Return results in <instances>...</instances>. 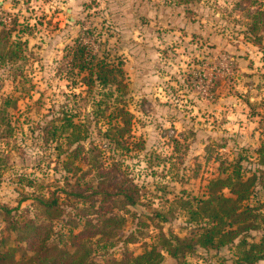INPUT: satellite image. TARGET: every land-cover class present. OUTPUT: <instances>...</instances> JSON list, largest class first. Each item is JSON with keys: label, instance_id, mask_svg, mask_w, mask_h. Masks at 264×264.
I'll use <instances>...</instances> for the list:
<instances>
[{"label": "rangeland", "instance_id": "rangeland-1", "mask_svg": "<svg viewBox=\"0 0 264 264\" xmlns=\"http://www.w3.org/2000/svg\"><path fill=\"white\" fill-rule=\"evenodd\" d=\"M245 3L0 0V41L20 45L19 57L0 58V104L11 101L10 128L0 138V207L11 209L5 221L0 208V252L15 247L20 256L25 244L10 227L33 216L40 195L58 197L60 217L49 243L72 251L69 232L90 229L82 218L87 204L72 195L76 183L89 193L100 179H112L134 183L138 196L133 208H120L107 186L110 200L94 203L93 211L119 220L107 225L111 234L88 235L94 264L130 261L152 246L162 253L159 264H240V241H258L260 228L217 249L180 247L177 258L162 237L172 245H178L174 236L194 237L198 222L189 208L206 196L219 167L239 157L243 174L256 176L248 202L264 216V164L257 153L264 141V30L260 43L246 38ZM77 44L88 56L121 61L131 126L118 145L97 130L110 126V110L84 140L68 142L61 128L63 114L79 121L88 113L81 74L63 67ZM97 158L109 169L103 177L90 167Z\"/></svg>", "mask_w": 264, "mask_h": 264}, {"label": "trees", "instance_id": "trees-1", "mask_svg": "<svg viewBox=\"0 0 264 264\" xmlns=\"http://www.w3.org/2000/svg\"><path fill=\"white\" fill-rule=\"evenodd\" d=\"M244 1L246 3L241 8L242 15L246 19L245 36L249 41L260 43L262 39L260 33L261 30H264V3L256 0ZM2 37L6 39L7 35ZM19 47L18 42L10 41L8 38L3 42L0 41V58L15 59L19 57ZM68 56L67 61L62 65L64 68L66 67L68 72L75 71V73L81 74L79 83L86 88L85 95L80 98L81 106L88 112L84 119L81 118L79 121H74L73 114L68 117L63 114L60 117L63 132H68V142L74 143L88 138L91 125L96 126L101 118L106 115V111L110 110L106 115L108 117L107 124L110 126L104 131L100 128L97 130L101 136L107 137L109 145H118L120 138L130 136L131 126V114L124 107V93L127 84L121 61L110 62L88 56L86 48L81 44L71 47ZM72 76L70 75L68 80H71ZM76 81L75 79L74 83ZM95 87H99V91L96 93L93 91ZM96 95L100 97H96ZM10 103V99H5L0 104V138L4 136L5 128H10L6 116V107ZM112 119L115 120V125L112 124ZM89 151L92 150L85 152L89 153ZM257 153L260 156V163L264 164V141ZM96 154L94 155L95 158L100 155L99 152ZM242 159L243 157H239L234 163H228L227 167L221 165L218 175L209 180L207 184L206 196L196 200L194 209L189 208L190 219L198 222L194 237L188 241L186 238L172 237L178 245H172L171 239L162 237L164 243L162 246L173 258L178 257L177 250L180 247L183 250L185 248L193 250L196 246L217 249L233 242L241 233L244 234L249 230L260 228L261 236L258 241L246 242L244 239L240 241L242 249L238 261L240 264H256V262L264 259V216L256 211L255 205L248 202L253 193L256 176L254 173L251 175L243 174ZM91 164L90 167L96 170L99 177H103L109 171L98 158ZM70 169L68 168V170ZM107 186L114 188L116 196L113 201L118 202L120 208H133L136 205L138 190L132 182L123 184L122 181H114L112 183V179H108L105 183L104 180L100 179L93 188L92 185L90 186L92 190L89 193L84 192L79 182L76 183V188L74 187L76 191L72 195L81 204H87L86 206L83 205L82 218L83 223L90 229L79 230L78 232L71 230L69 232L72 237L71 244L74 247L72 251H69L54 247L53 244L49 243L53 232V221L60 217L58 197L40 195L36 199L37 202L31 218L20 225L16 222L13 224L10 220L13 224L10 229L20 231L19 239L24 242L25 247L19 257H16L17 249L15 247L1 251L0 264H94L90 259L91 249L88 246V235L111 234V231L106 230L107 225L119 223L117 215L92 210L96 200L100 202L110 200ZM0 208L5 215V221H9L11 209L5 206ZM92 214H94L93 218L96 223L89 219ZM87 230L88 234H86ZM129 260H115L114 263L159 264L162 260V253L155 246H152L141 254L131 256Z\"/></svg>", "mask_w": 264, "mask_h": 264}]
</instances>
